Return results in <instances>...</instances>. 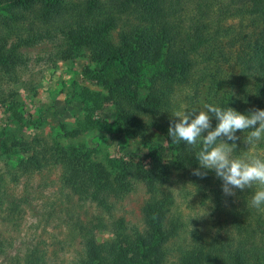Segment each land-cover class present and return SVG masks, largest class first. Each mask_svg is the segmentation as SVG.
<instances>
[{
  "label": "rangeland",
  "instance_id": "rangeland-1",
  "mask_svg": "<svg viewBox=\"0 0 264 264\" xmlns=\"http://www.w3.org/2000/svg\"><path fill=\"white\" fill-rule=\"evenodd\" d=\"M209 1L214 11L218 3L229 2ZM197 2L190 1L187 10L195 17L205 8ZM223 23L228 34L216 42L220 45L213 48L212 59L198 65L204 67V77L195 93L189 87L176 90L162 114L155 113L159 107L157 95L146 84L167 75L157 66L156 54L146 65L139 86L152 107L148 112L132 110L125 97H113L103 84L102 61L95 60L94 53L109 52L117 42L115 30L88 34V46L79 52L56 36L20 46L17 50L23 63L8 58L6 68L0 67V143L10 144L16 139L25 144L11 146L9 153L0 144V264H21L29 251L42 255L43 264H78L83 245L73 230L77 218L100 217L105 221L106 227L94 232L96 250L114 237L111 224L115 222L120 223L117 232L143 230L142 206L152 188L149 169L168 171L167 179H160L156 185L159 191L172 195L170 212L183 221L178 235L169 243L171 259H176L195 238L209 243L223 235L228 208L262 175L259 167L264 162V125L259 123L233 134L222 127L224 133L206 161L223 172L212 173L210 181L220 190L218 200L208 188L200 190L197 184L202 180L197 178L199 182H195L194 169H174L176 153L169 149L166 136L167 127L175 123L186 144L194 148L211 133L215 117L225 125L241 107L253 110L250 93L256 83L248 79L244 93L240 85L246 79L234 59L228 57V45L233 41L236 45L244 43L242 35L253 25L258 26V21L252 22L245 15ZM5 28L0 25V29ZM55 146L75 147L88 162L100 161L114 173L122 170L129 189L111 196V213L90 202H77L62 183V164L51 157ZM42 148L46 149V160L40 159Z\"/></svg>",
  "mask_w": 264,
  "mask_h": 264
},
{
  "label": "trees",
  "instance_id": "trees-1",
  "mask_svg": "<svg viewBox=\"0 0 264 264\" xmlns=\"http://www.w3.org/2000/svg\"><path fill=\"white\" fill-rule=\"evenodd\" d=\"M190 1L0 0V25L6 27L0 29V67L4 65L6 68L8 58L23 63L24 59L17 50L23 45L59 36L79 52L88 46V34L96 31L106 34L115 30L117 42L107 54L94 49L95 60L102 61L103 84L113 97H125L132 110L148 112L152 107L144 100L139 86L144 80L146 65L156 54L159 59L157 66L167 75L146 84L157 95L159 107L155 113L162 114L170 106L176 90L189 87L195 93L204 77V67L199 68L198 65L212 59L213 48L220 45L216 42L228 34V27H223L224 21L245 15L252 22L258 21V26L253 25L242 35L244 43L236 45L233 41L228 45V57L234 59L240 74L246 79L240 85L244 93L248 79L253 78L256 83V87L250 90L253 110L241 107L232 122L225 125L215 117L211 133L194 148L183 140L177 124L173 123L166 129L167 145L176 153L172 159L174 169H194L195 182H199L197 178L202 180L197 184L202 187L200 190L208 188L218 200L220 190L212 187L210 181L212 173L222 175L223 172L209 166L206 161L224 133L222 127L233 134L259 123L264 125V0L217 2L216 11L210 1L198 0L196 4L203 3L205 8L197 17L187 13ZM112 74L115 76L110 78ZM24 142L15 139L10 144L5 141L0 144L9 153L13 146L22 147ZM57 147H53L51 157L58 158L62 164L63 185L76 196L77 202H90L111 213L114 206L111 196L119 190L129 189L122 170L114 173L100 161L88 162L75 147ZM41 150L40 159L46 160V149ZM29 161L33 165L39 164V161ZM260 164V179L249 185L228 208L223 235L213 237L209 243L195 238L181 249L174 260L170 257L169 243L178 235L183 221L170 212L172 195L168 191H159L156 185L160 179H167L168 171L149 169L147 175L152 188L149 199L142 206L144 229L117 232L120 223L115 222L111 224L114 237L96 250L94 232L105 228V221L100 217L94 220L77 218L73 221V230L83 245L78 264H116L117 261L123 264H264V162ZM23 258L21 264H43L42 255L34 251L25 253Z\"/></svg>",
  "mask_w": 264,
  "mask_h": 264
}]
</instances>
